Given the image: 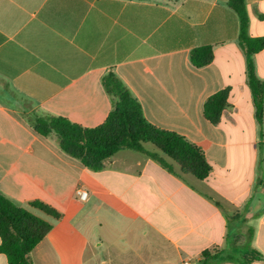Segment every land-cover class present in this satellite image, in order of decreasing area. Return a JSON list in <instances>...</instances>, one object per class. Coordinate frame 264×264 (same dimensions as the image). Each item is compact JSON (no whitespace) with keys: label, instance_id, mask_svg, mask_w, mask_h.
Instances as JSON below:
<instances>
[{"label":"crops","instance_id":"0c3cea01","mask_svg":"<svg viewBox=\"0 0 264 264\" xmlns=\"http://www.w3.org/2000/svg\"><path fill=\"white\" fill-rule=\"evenodd\" d=\"M246 6L250 37H264V0ZM239 32L229 0H0V193L52 225L33 264H200L216 250L264 264V103L259 120ZM205 46L213 61L196 68L191 52ZM253 63L264 82V50ZM110 73L150 124L204 152L209 178L130 150L92 172L24 117L22 104L101 126ZM222 91L228 104L213 124L204 107Z\"/></svg>","mask_w":264,"mask_h":264},{"label":"trees","instance_id":"16d2710c","mask_svg":"<svg viewBox=\"0 0 264 264\" xmlns=\"http://www.w3.org/2000/svg\"><path fill=\"white\" fill-rule=\"evenodd\" d=\"M229 7L239 18V41L247 56L249 86L258 107L257 116L261 120L264 82L256 75L253 56L264 50V37L252 38L249 35L250 20L246 0H229ZM213 57L212 47L205 46L194 49L190 60L196 68H203L213 61ZM103 86L112 98L113 109L104 124L96 128H84L66 118L36 112L24 117L37 134L56 137L64 153L79 160L92 172L103 171L107 161L122 150H130L144 154L179 177L191 175L200 181L209 178L212 167L199 147L176 133L150 124L144 117L141 104L114 74L110 73L103 78ZM227 101V91L212 96L204 107L206 119L219 124ZM147 145L153 146L157 151L148 150ZM174 163L178 165L180 173L175 171ZM30 207L55 219L61 218L60 213L43 202H31ZM51 230L50 223L29 210L16 206L0 193V254L7 256L9 264H33L30 254ZM202 257L200 264H251L258 260L256 254H248L237 261L225 250L206 251Z\"/></svg>","mask_w":264,"mask_h":264},{"label":"rangeland","instance_id":"374dc122","mask_svg":"<svg viewBox=\"0 0 264 264\" xmlns=\"http://www.w3.org/2000/svg\"><path fill=\"white\" fill-rule=\"evenodd\" d=\"M22 108H23V111H24V115L31 114V113L35 112L32 108H29V106H27V105H23L22 104ZM146 148L148 150L152 151V152H156L157 151L153 146H150V145H147ZM169 162H172V161H169ZM174 165H175L176 172L180 173L178 165H176L175 163H174ZM184 176H191V175H183V177Z\"/></svg>","mask_w":264,"mask_h":264},{"label":"built area","instance_id":"2783aa9c","mask_svg":"<svg viewBox=\"0 0 264 264\" xmlns=\"http://www.w3.org/2000/svg\"><path fill=\"white\" fill-rule=\"evenodd\" d=\"M78 195H79V197H80V199H81L82 201H85V200L87 199V197H88V193L85 192V191H79V192H78ZM185 264H189V263L186 262Z\"/></svg>","mask_w":264,"mask_h":264}]
</instances>
